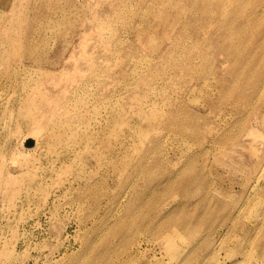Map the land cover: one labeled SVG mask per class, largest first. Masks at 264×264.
<instances>
[{"label":"rangeland","instance_id":"rangeland-1","mask_svg":"<svg viewBox=\"0 0 264 264\" xmlns=\"http://www.w3.org/2000/svg\"><path fill=\"white\" fill-rule=\"evenodd\" d=\"M173 1L0 0V264H264V0Z\"/></svg>","mask_w":264,"mask_h":264},{"label":"bare ground","instance_id":"bare-ground-1","mask_svg":"<svg viewBox=\"0 0 264 264\" xmlns=\"http://www.w3.org/2000/svg\"><path fill=\"white\" fill-rule=\"evenodd\" d=\"M167 1V2H166ZM159 5H161V7H163L164 9H168L169 7H171L172 6V8L173 7H176V9H177V12H178V15H176L177 16V20L175 21V22H177V23H179V22H181V21H184L185 19H186V14H187V11H186V9H184V8H181V9H178L179 8V5H178V3H176V2H174L173 0H165V2H161V3H159ZM155 6H158V5H156V3L153 5V7H155ZM157 14V13H156ZM159 15H165V13H158ZM194 14L195 15H200V14H202V16L204 17V20L205 21H207V20H213L210 16H208L207 14L208 13H206V12H204V11H202L201 9H195L194 10ZM181 19V20H180ZM154 21V20H153ZM29 61V60H28ZM262 172V173H261ZM261 174L260 175H258L257 176V178H256V182L254 183V185L253 186H251L250 188H251V190H255L260 184H261V182L263 181V178H264V168H263V170H261ZM256 192V191H255ZM254 192V193H255ZM242 205V204H241ZM246 206V205H245Z\"/></svg>","mask_w":264,"mask_h":264}]
</instances>
